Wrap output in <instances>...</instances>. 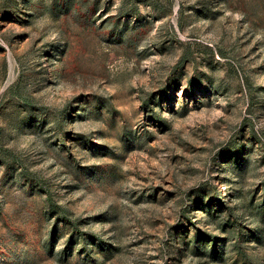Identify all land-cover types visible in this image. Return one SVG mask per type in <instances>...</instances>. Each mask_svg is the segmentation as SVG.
<instances>
[{"label":"rangeland","instance_id":"obj_1","mask_svg":"<svg viewBox=\"0 0 264 264\" xmlns=\"http://www.w3.org/2000/svg\"><path fill=\"white\" fill-rule=\"evenodd\" d=\"M0 264H264V0H0Z\"/></svg>","mask_w":264,"mask_h":264}]
</instances>
